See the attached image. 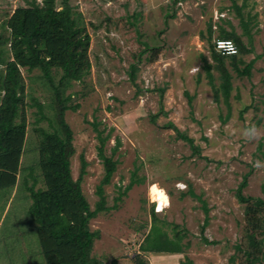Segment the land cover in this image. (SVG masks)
<instances>
[{"label":"rangeland","instance_id":"obj_1","mask_svg":"<svg viewBox=\"0 0 264 264\" xmlns=\"http://www.w3.org/2000/svg\"><path fill=\"white\" fill-rule=\"evenodd\" d=\"M30 1L0 0V104L6 66L15 61L12 20L16 9ZM61 1L56 0L58 7ZM68 3L81 15L89 36L90 71L62 88L61 95L66 105H78L64 113V120L73 137V181L81 159L86 163L80 187L90 210L98 201L96 190L104 175L97 131L109 136L104 154L117 161L110 183L103 186L106 206H117L89 221L90 231L99 233L90 253L93 264H136L137 256L144 264L244 262L236 249L247 248L244 205L235 196L244 174L249 173L243 194L264 199V0ZM222 32L243 47L235 61H224L231 85L227 102L211 55L212 43ZM145 47L149 50L140 55ZM253 59L250 77L235 72L234 65L242 69ZM131 65L137 69L133 80ZM19 70L24 95L17 122H25V143L16 186L0 195V264H44L35 223L28 216L31 200L26 187L36 180L34 189H45L37 165L41 137L35 129L59 132L58 111L40 70ZM52 75L57 85L62 72L52 69ZM175 129L193 140L199 155L176 137ZM131 180L137 183L115 202ZM152 184L168 197L169 205L161 211L149 199ZM204 208L208 221L201 233ZM152 210L156 226L187 245L182 253L139 252L151 227ZM203 238L216 245L205 244Z\"/></svg>","mask_w":264,"mask_h":264},{"label":"trees","instance_id":"obj_2","mask_svg":"<svg viewBox=\"0 0 264 264\" xmlns=\"http://www.w3.org/2000/svg\"><path fill=\"white\" fill-rule=\"evenodd\" d=\"M31 0L28 6L16 9L12 20V49L15 61L6 66V74L2 84L4 97L0 104V195L3 191H10L16 186L20 171V158L24 152L25 122L19 118L22 105L24 87L20 68L28 71L40 70L42 77L53 90L57 105V123L60 131L46 132L43 129H35L40 134L38 144V168L45 189L35 190L36 180L26 187L31 204L28 208V216L35 223L40 253L44 264H93L90 253L94 240L99 237L98 232L89 229V221L98 213L110 211L116 208L106 206L103 186L110 183L117 161L104 154L105 142L109 136L102 137L97 131L98 148L97 156L104 169V175L97 186L96 195L98 201L93 210L85 200L80 183L85 175L86 163L81 159L79 176L73 181L70 169V158L74 154L72 145L73 137L69 126L64 120L67 110L75 111L78 105L68 106L62 98V88L70 82L81 81L90 71L88 59L89 36L86 32L82 17L75 13L69 5V0H62L58 7L56 0ZM217 39L231 40L237 48L243 50L240 41L229 33L222 32ZM149 50L145 47L140 55ZM222 56L216 53L212 43V59L220 72L222 83L221 95L225 102L230 93V74L224 67L225 59L235 61L237 55ZM140 57V56H139ZM255 59L247 63L242 69L234 65L235 72L239 76L250 77V72ZM207 65V70H209ZM52 69L62 72L57 85L54 84ZM134 65L130 66V77L133 80L136 72ZM209 84L212 85V76L208 73ZM212 88H214L212 86ZM162 98V90L160 91ZM68 100V98H66ZM215 100L218 101V91L215 89ZM191 98H188L190 103ZM41 118V107L38 106ZM241 115V113H240ZM152 121L155 116H152ZM167 127H173L168 124ZM176 137L186 142L192 154L199 155V148L193 140L177 129ZM118 144V142H117ZM264 154V153H263ZM31 170V169H30ZM249 173L244 174L236 189V199L244 205L245 228L244 237L247 248L242 249L237 245L236 249L243 253L244 262L240 264H264V199L245 196L243 190L248 184ZM137 181L130 183L115 198L119 202ZM2 196V195H1ZM201 233L207 224V210ZM156 214L151 211V227L139 245L141 254L168 253L180 254L187 245L181 246L179 237L169 238L156 226ZM176 228V226H174ZM258 236H261L257 238ZM207 245H216V242L203 238ZM109 264H117L112 260ZM136 264H144L137 256Z\"/></svg>","mask_w":264,"mask_h":264},{"label":"bare ground","instance_id":"obj_3","mask_svg":"<svg viewBox=\"0 0 264 264\" xmlns=\"http://www.w3.org/2000/svg\"><path fill=\"white\" fill-rule=\"evenodd\" d=\"M148 196L152 202H156L155 204L157 205V211H160L169 205V200L166 193L156 184L149 186Z\"/></svg>","mask_w":264,"mask_h":264},{"label":"built area","instance_id":"obj_4","mask_svg":"<svg viewBox=\"0 0 264 264\" xmlns=\"http://www.w3.org/2000/svg\"><path fill=\"white\" fill-rule=\"evenodd\" d=\"M213 49L216 53L222 56H232L238 54V48L236 44L231 40L215 39L213 41Z\"/></svg>","mask_w":264,"mask_h":264},{"label":"clouds","instance_id":"obj_5","mask_svg":"<svg viewBox=\"0 0 264 264\" xmlns=\"http://www.w3.org/2000/svg\"><path fill=\"white\" fill-rule=\"evenodd\" d=\"M196 70H197V69H195V68L193 69V71H196Z\"/></svg>","mask_w":264,"mask_h":264}]
</instances>
